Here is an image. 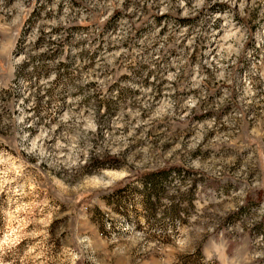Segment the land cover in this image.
Listing matches in <instances>:
<instances>
[{
    "label": "clouds",
    "instance_id": "obj_1",
    "mask_svg": "<svg viewBox=\"0 0 264 264\" xmlns=\"http://www.w3.org/2000/svg\"><path fill=\"white\" fill-rule=\"evenodd\" d=\"M0 264H264V0H0Z\"/></svg>",
    "mask_w": 264,
    "mask_h": 264
}]
</instances>
